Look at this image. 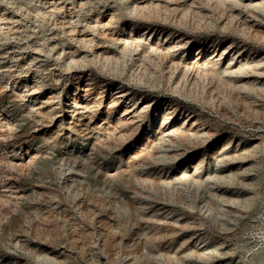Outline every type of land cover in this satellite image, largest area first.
<instances>
[{
  "label": "rangeland",
  "instance_id": "374dc122",
  "mask_svg": "<svg viewBox=\"0 0 264 264\" xmlns=\"http://www.w3.org/2000/svg\"><path fill=\"white\" fill-rule=\"evenodd\" d=\"M0 264H264V0H0Z\"/></svg>",
  "mask_w": 264,
  "mask_h": 264
},
{
  "label": "bare ground",
  "instance_id": "6f19581e",
  "mask_svg": "<svg viewBox=\"0 0 264 264\" xmlns=\"http://www.w3.org/2000/svg\"><path fill=\"white\" fill-rule=\"evenodd\" d=\"M125 95V94H124ZM117 97V96H116ZM84 108V107H83ZM135 108V107H134ZM122 111V110H121ZM126 119V118H125ZM132 122V121H131Z\"/></svg>",
  "mask_w": 264,
  "mask_h": 264
}]
</instances>
